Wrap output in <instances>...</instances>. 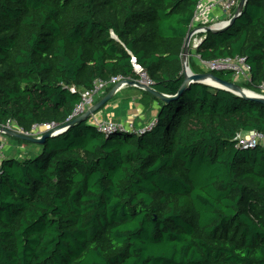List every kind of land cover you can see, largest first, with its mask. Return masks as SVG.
I'll list each match as a JSON object with an SVG mask.
<instances>
[{"label":"trees","instance_id":"16d2710c","mask_svg":"<svg viewBox=\"0 0 264 264\" xmlns=\"http://www.w3.org/2000/svg\"><path fill=\"white\" fill-rule=\"evenodd\" d=\"M199 2L0 0V125L70 122L97 81L139 78L133 58L176 95ZM200 37L198 58L245 57L260 93L264 0ZM159 101L150 130L106 133L90 117L2 160L0 264H264V146L236 144L264 133V103L198 82Z\"/></svg>","mask_w":264,"mask_h":264},{"label":"built area","instance_id":"2783aa9c","mask_svg":"<svg viewBox=\"0 0 264 264\" xmlns=\"http://www.w3.org/2000/svg\"><path fill=\"white\" fill-rule=\"evenodd\" d=\"M240 0H200L199 5H198V10L196 13V16L199 14L200 10L203 8V5H206V7L210 10H215L218 7H221L222 10L225 13V21H229L236 13L237 7L239 5ZM196 19V17H195ZM195 21V20H194ZM225 21L219 22L223 23ZM218 24V23H216ZM194 27V23L192 24V28ZM207 33V30L205 27H198L195 30V38L193 39V43L191 40L192 45L190 46L193 47V49H196L200 43H202L201 40H203V37H199L201 34ZM193 35V37H194ZM200 59V58H199ZM201 60V59H200ZM134 70L139 76L138 79H132L130 77H124V76H114L112 77L109 81H97L95 84V87L91 91L84 90L82 92V101L76 109L74 110L72 116L70 119H74L88 110H90L100 99H102L105 94L107 93V88L110 87H115L117 84L121 83L120 87L116 90L119 91L127 86H136L137 85H130L129 81H137L141 83L144 86L148 87H153V81L152 79L148 76L147 71L143 66L137 63L136 58L132 59ZM202 65H204L208 70H229L233 72V79L238 80V79H244L247 82L252 81V74H251V66L247 62V59L243 56H237L234 58H223V59H218L212 62H206L201 60ZM140 88V87H139ZM142 89V88H141ZM74 90V89H73ZM144 90V89H143ZM261 90L264 91V84L261 85ZM260 90V91H261ZM146 91V90H145ZM100 96L101 98L96 101V97ZM264 96V95H262ZM94 122V121H93ZM157 123V118L152 120L144 130L140 131L143 132L145 130H150L152 129ZM11 122H9L5 126H10ZM97 125L100 130L103 132H109L114 129H120V130H126L122 129L121 126L124 124L121 123H115V122H109L105 120L101 121H95L94 123ZM128 126L129 129L127 130H133L134 132H138L134 130V124L133 122H130L129 124H125ZM20 132L26 135H38L42 136L44 133L56 129L55 124L52 123H47V124H42V125H34L32 127L31 131H25L23 128L18 127ZM139 133V132H138ZM264 142V133H261L256 130L248 131V132H241L237 134L236 137V144L237 147L243 148V149H255L258 146L262 145ZM3 149V143L1 142L0 145V170H1V150Z\"/></svg>","mask_w":264,"mask_h":264},{"label":"water","instance_id":"95a60500","mask_svg":"<svg viewBox=\"0 0 264 264\" xmlns=\"http://www.w3.org/2000/svg\"><path fill=\"white\" fill-rule=\"evenodd\" d=\"M247 2H248V0H240L239 5H238L237 10H236V13L232 17L231 20H229L228 22H223V23H218V24L206 26L205 28H206L207 32L218 33V32H223L226 29H228L230 27V25L238 18L240 13L244 10ZM195 30L196 29L191 30L189 32L187 39H186V42H185V45H184L183 73L185 76V82L176 95H169V94L161 93V92L157 91L154 87H148V86L146 87L137 81H129L130 85H137L138 87L146 90L147 92L151 93L152 95L156 96L158 99H160L164 102H171V101L176 100L183 93L184 89L190 83H197L198 82V83H203L206 85H212V86L217 87V88H221V89L231 91V92L235 93L236 95L243 97L245 99L254 100V101H257L260 103H264V96L260 95L259 93L251 91L249 89H246V88L240 86L239 84H237L233 81H224V80L218 78L217 76H215L211 72L195 73V72H193V70L190 73L186 72L185 63L188 62V58H189V54H190V44H191L192 37L195 33ZM203 40H201V41L203 42ZM210 81H215V82L219 83L221 86H216V85L212 84ZM120 85H121V83H119L115 87H113L112 90L106 96H104L100 101H98L90 110H88L84 114L76 117L75 119L71 120L70 122L56 128L54 130H50V131L46 132L40 138L17 132V131L8 129L4 126H1V125H0V132H5L8 135L17 137L19 139H22V140H25V141H28L31 143L43 145L48 138H51V137H54V136H57V135L64 133L69 127L74 126L76 123H81L82 121L88 120L93 114L99 112L102 108H104L108 104V102H110L113 99L114 95L116 94V90L120 87ZM245 91H248V92L252 93L253 95H248ZM121 128L126 129V130L129 129L128 126L125 124L123 126H121Z\"/></svg>","mask_w":264,"mask_h":264},{"label":"crops","instance_id":"0c3cea01","mask_svg":"<svg viewBox=\"0 0 264 264\" xmlns=\"http://www.w3.org/2000/svg\"><path fill=\"white\" fill-rule=\"evenodd\" d=\"M225 19V13L221 7L210 10L203 5L194 21V27L212 25ZM145 90L136 86H127L114 95V99L108 102L106 107L94 117L105 121L128 124L134 122L136 128L147 126L157 117L158 107L161 103L158 98L145 96ZM93 118V116H92ZM156 119V118H155ZM31 156V155H30Z\"/></svg>","mask_w":264,"mask_h":264},{"label":"rangeland","instance_id":"374dc122","mask_svg":"<svg viewBox=\"0 0 264 264\" xmlns=\"http://www.w3.org/2000/svg\"><path fill=\"white\" fill-rule=\"evenodd\" d=\"M232 19V18H231ZM230 19V20H231ZM222 21H225V19L223 18V20ZM221 21V22H222ZM225 22H228V21H225ZM211 25V24H210ZM210 25H200V26H196V27H193V29L192 30H194V29H196V28H198V27H206V26H210ZM213 25V24H212ZM200 37V36H199ZM192 38H195V35H194V37H192ZM201 38V37H200ZM192 43H193V39H192ZM192 43H191V45H192ZM195 50L196 49H193V47L192 46H190V54H189V58H188V65H189V67L192 69V67H191V62L195 65V66H197L201 71H203V73H205V72H209L210 70H208L204 65H202V63H201V60L195 55ZM193 70V69H192ZM194 72V71H193ZM235 82L236 83H238L240 86H242V87H244V88H246L245 86L247 85V81L246 80H244V79H238V80H235ZM247 89V88H246ZM107 91H108V88L106 89ZM112 90V89H111ZM110 90V91H111ZM120 91V90H119ZM119 91H117V92H119ZM116 92V93H117ZM109 93V92H108ZM108 93H106L105 94V96L108 94ZM260 95H264V91H260V93H259ZM101 97L100 96H97L96 97V101H98L99 99H100ZM113 99H114V97H113ZM112 99V100H113ZM101 100V99H100ZM99 100V101H100ZM106 107V106H105ZM104 107V108H105ZM104 108H102L101 110H103ZM161 108V107H160ZM160 108L158 107V110H157V114H158V112H159V110H160ZM100 110V111H101ZM99 111V112H100ZM99 112H97V113H99ZM97 113H95V114H97ZM95 114H93L92 116H93V118H92V116H91V122L94 124L95 123V121L97 120V121H101V120H103L102 118V116L100 117V118H98L97 116L96 117H94V115ZM155 118H157V117H155ZM154 118V119H155ZM153 119V120H154ZM94 121V122H93ZM133 122V121H132ZM129 124V123H128ZM133 124H134V130L135 131H138V132H140V131H142V130H144L145 129V127L146 126H144V127H141V128H139V129H137L136 128V125H135V123L133 122ZM4 127H6V128H8V129H11V130H14V131H17V132H20V130H19V128H18V125L16 124V123H14V122H11V124H10V126L8 125V126H4ZM21 133V132H20ZM45 134V133H44ZM43 134V135H44ZM42 135V136H43ZM31 136H34V135H31ZM41 136V137H42ZM34 137H37V138H40V136H34ZM0 140H1V142L3 143V149L1 150V159H5V158H11V157H15V158H19V159H25V158H27V157H30V155L32 156V157H34V156H36L40 151H41V145H39V144H35V143H31V142H22V141H20V140H18V138L17 137H14V136H11V135H8L7 133H5V132H0ZM262 146H264V142L262 143Z\"/></svg>","mask_w":264,"mask_h":264},{"label":"bare ground","instance_id":"6f19581e","mask_svg":"<svg viewBox=\"0 0 264 264\" xmlns=\"http://www.w3.org/2000/svg\"><path fill=\"white\" fill-rule=\"evenodd\" d=\"M185 67H186V72L190 73L192 71V69L189 67L188 62L185 63ZM212 84L216 85V86H221L219 83L215 82V81H210ZM248 95H253L252 93L245 91Z\"/></svg>","mask_w":264,"mask_h":264}]
</instances>
